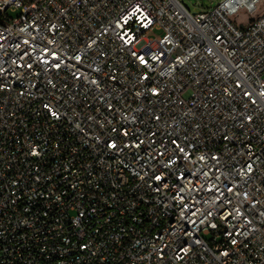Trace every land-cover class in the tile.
Returning <instances> with one entry per match:
<instances>
[{
	"label": "built area",
	"instance_id": "1",
	"mask_svg": "<svg viewBox=\"0 0 264 264\" xmlns=\"http://www.w3.org/2000/svg\"><path fill=\"white\" fill-rule=\"evenodd\" d=\"M0 264H264V0H0Z\"/></svg>",
	"mask_w": 264,
	"mask_h": 264
},
{
	"label": "rangeland",
	"instance_id": "2",
	"mask_svg": "<svg viewBox=\"0 0 264 264\" xmlns=\"http://www.w3.org/2000/svg\"><path fill=\"white\" fill-rule=\"evenodd\" d=\"M186 4L192 13L200 12L202 10L208 9L215 6L218 2L222 0H181ZM249 13L241 12L237 15H234L231 19L234 23L244 28L247 26V22L250 19Z\"/></svg>",
	"mask_w": 264,
	"mask_h": 264
},
{
	"label": "water",
	"instance_id": "3",
	"mask_svg": "<svg viewBox=\"0 0 264 264\" xmlns=\"http://www.w3.org/2000/svg\"><path fill=\"white\" fill-rule=\"evenodd\" d=\"M188 7V6H187Z\"/></svg>",
	"mask_w": 264,
	"mask_h": 264
}]
</instances>
